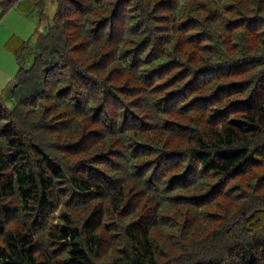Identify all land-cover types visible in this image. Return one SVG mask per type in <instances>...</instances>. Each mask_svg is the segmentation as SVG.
Wrapping results in <instances>:
<instances>
[{"label": "trees", "instance_id": "trees-1", "mask_svg": "<svg viewBox=\"0 0 264 264\" xmlns=\"http://www.w3.org/2000/svg\"><path fill=\"white\" fill-rule=\"evenodd\" d=\"M54 1L8 44L0 264H264V0Z\"/></svg>", "mask_w": 264, "mask_h": 264}, {"label": "rangeland", "instance_id": "rangeland-1", "mask_svg": "<svg viewBox=\"0 0 264 264\" xmlns=\"http://www.w3.org/2000/svg\"><path fill=\"white\" fill-rule=\"evenodd\" d=\"M44 3L45 6L41 11L39 8L32 6L31 0H20L18 3H15L0 20V93L5 97V105H7L10 110L14 105L10 93L14 86L17 74L21 67H26V69L31 67V58L22 56V58L19 59V57L8 48V44L15 37L22 40L24 43H27L32 49L35 48L37 34L46 33V30L52 24L56 11V2L54 0H45ZM2 11L3 10L0 8V15ZM226 102L228 101H225V104H227ZM193 116L197 117L198 115L194 114ZM176 120L177 122L179 121L188 124L187 118L176 117ZM181 143L183 147H186L184 141H181ZM203 192L204 191L201 188L194 187L190 191H184L183 194L191 197L195 195L197 196ZM218 204L222 206L218 207ZM225 204L228 205L227 202L221 200L215 203V206L217 205L216 207H208L205 211V213L211 212L208 218H213L214 220L215 217H218L219 213L226 215ZM222 207H224L223 210L220 209ZM169 210H171V214L174 215L178 208L175 207ZM209 222L210 221H202L201 225H207L212 228L218 224L212 221L211 223ZM172 232L173 231L170 230L167 234Z\"/></svg>", "mask_w": 264, "mask_h": 264}, {"label": "crops", "instance_id": "crops-1", "mask_svg": "<svg viewBox=\"0 0 264 264\" xmlns=\"http://www.w3.org/2000/svg\"><path fill=\"white\" fill-rule=\"evenodd\" d=\"M22 41V40H21Z\"/></svg>", "mask_w": 264, "mask_h": 264}]
</instances>
